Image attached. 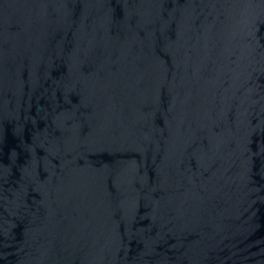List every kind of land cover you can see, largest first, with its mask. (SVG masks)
Instances as JSON below:
<instances>
[{
    "label": "water",
    "instance_id": "obj_1",
    "mask_svg": "<svg viewBox=\"0 0 264 264\" xmlns=\"http://www.w3.org/2000/svg\"><path fill=\"white\" fill-rule=\"evenodd\" d=\"M0 264H264V0H0Z\"/></svg>",
    "mask_w": 264,
    "mask_h": 264
}]
</instances>
